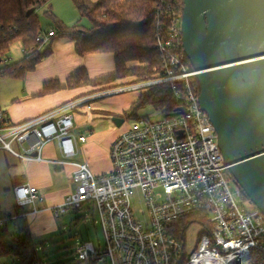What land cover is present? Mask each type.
I'll use <instances>...</instances> for the list:
<instances>
[{
    "label": "built area",
    "instance_id": "built-area-1",
    "mask_svg": "<svg viewBox=\"0 0 264 264\" xmlns=\"http://www.w3.org/2000/svg\"><path fill=\"white\" fill-rule=\"evenodd\" d=\"M165 15L168 22L160 26L156 36V50L164 60V78L107 91L102 96L173 82L176 105L173 109L151 107L150 114L134 119L109 147L111 170L107 174L93 176L85 163L69 161L76 154V142L86 141L83 134L73 135V111L80 106L90 111V102L96 97L68 102L19 124L8 122L0 111V149L21 161H41L42 147L54 142L60 156L54 163L73 167L72 189L59 205L50 208L52 217L76 211L86 202L94 206L104 249L96 250L89 242L77 243L74 252L78 262L245 264L253 252L264 253V217L254 207L246 208L242 190L230 189L225 180L227 166L214 128L200 109L189 81L195 72H188L174 51L180 32L175 7ZM52 36L51 31L41 32L36 41L44 46ZM12 195L17 208L27 207L31 214L39 212L35 207L43 197L35 187L17 185ZM190 214H205L209 228L187 255L184 240L173 237L167 229ZM5 216L11 221L25 218L26 212Z\"/></svg>",
    "mask_w": 264,
    "mask_h": 264
},
{
    "label": "trees",
    "instance_id": "trees-1",
    "mask_svg": "<svg viewBox=\"0 0 264 264\" xmlns=\"http://www.w3.org/2000/svg\"><path fill=\"white\" fill-rule=\"evenodd\" d=\"M50 1L0 0V78L23 80L27 73L34 71L38 63L50 56L49 45L56 38L71 40L77 57L91 54L112 55L114 70L109 74L90 78L85 69L79 68L69 74L64 82L55 79L43 82L38 95L90 88L77 99L132 83L164 78V60L156 50V36L160 32V26L168 22L165 12L170 7H175L176 17L180 21L182 0H164L163 3L158 0H99L93 8L86 7L82 0H71L78 13L89 21L90 27H66L49 11L45 14L54 25L45 32L37 11ZM49 31L53 36L48 47L40 51L42 44L36 41L37 34ZM14 44L21 47L23 56L17 62H10V49ZM174 51L186 70L192 72V66L182 49L180 32L174 41ZM189 81L194 94L198 96L199 87L195 76ZM172 84L173 82H163L141 90L138 100L130 107L129 114H124L125 118L136 119V112L145 106L173 109L176 104ZM176 84L179 85L180 82ZM225 178L230 179L234 187H238L228 172L225 173ZM242 197L249 202L244 193ZM25 212L23 208L16 209L17 214ZM5 215L0 214L1 256L8 258L10 264H41L35 238L27 225L20 227L17 220L10 222ZM205 222V214H190L171 223L167 230L178 240H184L187 229L193 223H199L203 227L198 233L200 239L208 233L209 225ZM245 264H264V253L253 252L251 259Z\"/></svg>",
    "mask_w": 264,
    "mask_h": 264
},
{
    "label": "water",
    "instance_id": "water-1",
    "mask_svg": "<svg viewBox=\"0 0 264 264\" xmlns=\"http://www.w3.org/2000/svg\"><path fill=\"white\" fill-rule=\"evenodd\" d=\"M180 34L227 172L264 217V0H182Z\"/></svg>",
    "mask_w": 264,
    "mask_h": 264
},
{
    "label": "crops",
    "instance_id": "crops-1",
    "mask_svg": "<svg viewBox=\"0 0 264 264\" xmlns=\"http://www.w3.org/2000/svg\"><path fill=\"white\" fill-rule=\"evenodd\" d=\"M49 49L51 54L44 61L58 60L56 67L54 66L48 72V75H44L37 82L33 79L31 83L25 84L23 89L24 94L27 93L33 98L37 97L36 100L39 101L33 105L31 110L23 113L16 110L15 107L10 106L9 102H1L0 99V111L5 114L8 122L19 124L37 118L71 101L73 98H75L74 100H78L90 96L96 97L90 102V111H86L84 106H80L73 111L75 121L73 135L83 134L86 137V141L83 144H80L78 141L76 142V154L69 161L85 163L93 176L107 174L111 170L108 156L109 147L115 138L124 132L128 126H123L122 124L116 127L112 122L111 129L107 128L97 132L93 131V127L105 115L117 114L115 118L122 119L124 123L125 116L121 114L124 109H130L138 100L141 91L131 90V92L126 91L127 93L121 92L106 96H102V94H105L107 91H100L77 99L76 97L87 92L90 88L64 90L51 95H38L43 82L54 79L64 82L67 76L79 69V67L85 69L90 78L106 75L114 70L112 55L91 54L77 57L74 53L73 42L68 38L54 39L50 43ZM44 61L42 60L38 63L31 73L39 71L44 66ZM31 73H27L26 76ZM47 78L51 79L47 80ZM12 146L15 150H20L17 144H13ZM40 156L41 161H21L3 149H0V214L16 213L17 207L12 195V190L15 186L26 184L35 187L43 197L42 202L37 203L35 207L39 212L31 214L29 208L23 207V210L26 211V217L15 219L18 225L21 223L20 227L26 224L34 238L41 235L45 229L50 227V222L54 219L50 213V208L59 205L72 189L70 180L73 167L70 165L60 167L54 163L60 160L56 144L54 142L45 144L40 151ZM61 176L69 179V187L59 186L57 178ZM0 264H10L8 258L1 256V251Z\"/></svg>",
    "mask_w": 264,
    "mask_h": 264
},
{
    "label": "rangeland",
    "instance_id": "rangeland-1",
    "mask_svg": "<svg viewBox=\"0 0 264 264\" xmlns=\"http://www.w3.org/2000/svg\"><path fill=\"white\" fill-rule=\"evenodd\" d=\"M98 2L99 0H82V3L88 8L95 7ZM49 11L52 12V14L66 27H72L74 25H79L84 29L90 27L89 21L78 13L71 0H51L48 4L44 5L37 11V14L40 18L41 27L45 32L49 27H53L54 25L53 22L45 14ZM47 47L48 44L41 46L39 50L43 51ZM22 56L23 54L21 47L18 44L12 45L9 54V61L17 62L22 58ZM57 61L58 60L44 61V66L39 71L25 76L23 80L1 77V102H9L10 106L15 107L16 110H19L23 113L31 110L33 108V105L39 100H36L37 97L33 98L27 93L24 94V85L31 83L33 79L35 80V82H37L44 75H48V72L52 70L54 66L56 67ZM49 79L51 78H47V80ZM139 84L142 83H132L119 88H126ZM116 89H113L112 91ZM127 92L131 91L127 90ZM39 98L41 97L39 96ZM129 112L130 109L126 108L121 115L129 114ZM151 112V106H145L144 108H141L136 112V116L144 117ZM116 115H105L104 118L101 117L97 121V123H95L93 131L97 132L100 130H105L107 128L111 129L113 125L112 120ZM132 122V119L125 118L123 126H130ZM68 180L69 179L67 177L61 176L57 178V183L61 187H69L70 183L68 182ZM225 180L229 188L233 189L234 185L231 180L227 178H225ZM135 201L136 199L134 197L132 202ZM136 205L138 206L137 203ZM245 207L253 208V206L247 201H245ZM137 215L139 219L142 218L138 212ZM19 225H21V223H19ZM200 231L201 227L197 223H193L187 229L184 237V252L187 255L196 247V244L199 240L198 233ZM34 241L37 249V255L41 261V264H77L78 260L76 259L74 250L76 244L80 242H89L96 250L104 249V239L101 227L98 223L97 213L94 206L90 202L84 203L81 208L76 211L67 212L59 218L52 219V221L50 222V227L45 229V231L41 235L36 236Z\"/></svg>",
    "mask_w": 264,
    "mask_h": 264
}]
</instances>
